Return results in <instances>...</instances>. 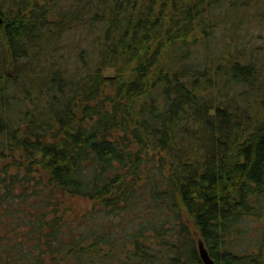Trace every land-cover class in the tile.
<instances>
[{"label":"trees","instance_id":"trees-1","mask_svg":"<svg viewBox=\"0 0 264 264\" xmlns=\"http://www.w3.org/2000/svg\"><path fill=\"white\" fill-rule=\"evenodd\" d=\"M240 1L0 0V264H264L263 81L206 57Z\"/></svg>","mask_w":264,"mask_h":264},{"label":"rangeland","instance_id":"rangeland-1","mask_svg":"<svg viewBox=\"0 0 264 264\" xmlns=\"http://www.w3.org/2000/svg\"><path fill=\"white\" fill-rule=\"evenodd\" d=\"M244 1L245 0H241L239 4H243ZM226 7L227 6H225L224 9H226ZM219 13L222 15L223 24H221L222 26L220 28L212 29L216 38L211 39L209 46L207 44L208 50L206 52V57L207 61H209L208 66L213 70L215 67L219 66L225 71L230 66V60L234 58L247 60L253 63L259 71V76L262 78L261 81H263V85L259 87V93L247 89L249 93L248 98L251 99L250 102H254L256 98H258V94L264 93V0H248L244 6H239L237 10H221ZM231 23L233 24L229 25ZM241 55H244V58H240ZM193 57L195 61L203 62V54L196 55V53H194ZM10 72L11 70H7L6 74ZM103 72L106 75H110L113 73V70L112 68H106ZM226 72L227 71L222 73L220 80L222 86H225L223 91L230 95H236L235 98L237 102L241 101L240 105L243 106V101L238 93H241L246 88L244 86L241 88L236 84H232L230 76ZM228 88H231L232 91L228 90ZM13 109L15 110V107H13ZM9 114L14 113L10 112ZM65 200L66 205H71V211L78 212L79 214L91 209L94 205L93 200L85 197L72 196L67 197V199L65 198ZM69 212L70 211H68V213ZM189 226L191 231L195 234L193 225L189 224ZM196 238L199 240L198 235Z\"/></svg>","mask_w":264,"mask_h":264},{"label":"water","instance_id":"water-1","mask_svg":"<svg viewBox=\"0 0 264 264\" xmlns=\"http://www.w3.org/2000/svg\"><path fill=\"white\" fill-rule=\"evenodd\" d=\"M1 22H2V17L0 16V23ZM197 248H198L199 257L202 260V262L204 264H212L213 263V259L210 256L207 248L204 246V244H203V242L201 240H198Z\"/></svg>","mask_w":264,"mask_h":264}]
</instances>
